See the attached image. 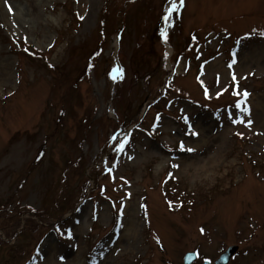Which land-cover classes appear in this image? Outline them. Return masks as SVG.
Listing matches in <instances>:
<instances>
[{"label":"rangeland","instance_id":"1","mask_svg":"<svg viewBox=\"0 0 264 264\" xmlns=\"http://www.w3.org/2000/svg\"><path fill=\"white\" fill-rule=\"evenodd\" d=\"M171 2L0 0V264H264V0Z\"/></svg>","mask_w":264,"mask_h":264},{"label":"water","instance_id":"2","mask_svg":"<svg viewBox=\"0 0 264 264\" xmlns=\"http://www.w3.org/2000/svg\"><path fill=\"white\" fill-rule=\"evenodd\" d=\"M237 248H232L229 250L227 254H225L222 259L217 264H227L229 262L230 257L237 252Z\"/></svg>","mask_w":264,"mask_h":264},{"label":"snow or ice","instance_id":"3","mask_svg":"<svg viewBox=\"0 0 264 264\" xmlns=\"http://www.w3.org/2000/svg\"><path fill=\"white\" fill-rule=\"evenodd\" d=\"M180 2H181V4L183 3V0H180ZM172 7H173V9H175L176 8V4H175V0H172ZM168 19V17H165V20H167ZM166 35V34H165ZM245 95H247V94H245ZM121 147H123V145H121ZM189 151H190V149H189Z\"/></svg>","mask_w":264,"mask_h":264},{"label":"trees","instance_id":"4","mask_svg":"<svg viewBox=\"0 0 264 264\" xmlns=\"http://www.w3.org/2000/svg\"><path fill=\"white\" fill-rule=\"evenodd\" d=\"M67 170H68V167H66V169L63 171V174H66Z\"/></svg>","mask_w":264,"mask_h":264}]
</instances>
